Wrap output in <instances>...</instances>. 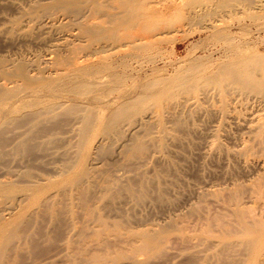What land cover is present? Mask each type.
I'll return each mask as SVG.
<instances>
[{"label":"rangeland","instance_id":"374dc122","mask_svg":"<svg viewBox=\"0 0 264 264\" xmlns=\"http://www.w3.org/2000/svg\"><path fill=\"white\" fill-rule=\"evenodd\" d=\"M60 1L0 0V72L6 71L7 73L9 70L8 75L0 74V81L5 82L6 79H10L17 83L14 82L13 85H18L23 79L17 75L20 71L17 69H24L29 75L34 74L32 75L34 83L28 84L26 80H23L22 82L27 83V86H24L22 82L20 84L25 89L39 87L40 89L37 88L40 90L38 93L42 97L36 101L32 97V102L29 98L30 101L28 100L25 104L35 103L36 108L39 105L43 108L46 103V106L52 104L53 97L50 96V92L53 87L62 82V77H57L60 75L58 70L62 74L61 71L65 68L73 67V65L64 67V60L72 59L74 55L86 57L89 54V58L90 55L92 58L90 60L97 59L96 61L111 64V70L102 72L104 84H115L116 86L114 85L115 90L105 92L101 91L104 89L103 85L97 91L101 96L94 94L98 98L96 101L93 99L85 101L86 99L83 98L79 99L82 101L79 105L96 112H105L104 116L108 115L109 111L124 108L128 118L109 138L104 136L100 126L98 129L96 125H92L95 126L92 129L90 126L91 130L88 129L89 133L86 137L91 144L88 145V152L92 154L90 157L96 159L81 163L82 161L78 158L80 152L76 145L79 134L76 132H79L81 123L77 121V118L75 120V116L74 120L72 118L71 120L72 115H68V108H73L71 102L74 101L70 100V97L67 100L64 95H61L63 98L55 96L54 105L56 106V102L58 109L61 108L60 118L64 115L61 113L66 112L63 109L70 105L66 109L65 116L71 121L67 119V123L65 124L66 120L64 122L65 126L61 125L64 126L63 131L61 129L62 134L56 132L60 131V126L58 130L56 124H49V128L56 127L51 128L52 136L59 133L54 135V141L44 136L41 142L45 141L49 144L36 148L32 153L25 156L8 154L0 159V181L11 185L9 192L0 193V221L16 219V213L20 208L18 204L21 200L19 199L22 198L32 180L39 181L44 189L42 191L40 186L38 190L40 192H37V196L35 195L36 201L34 202L30 197L29 200L20 203L23 206L19 204L21 207L25 206V209H20L28 211L26 216L32 218L31 214L40 206V203L38 204L40 199L42 200L47 195L54 196L52 200L55 201L54 207H56H53V213H43L36 223L38 225L34 224L28 230L31 234H35L38 242L41 241L38 250L42 253L38 257V264H217L220 261L219 255H215L220 249L217 242L224 233L221 220L222 222L224 220L230 223L235 222L233 219L236 216L232 210L236 208V202L231 195L237 189H241L239 195L241 205L251 210L249 215H254L253 217L257 219L259 216L261 217L259 219L264 222L262 220L264 219V208L262 207L264 206V93H258L252 89L244 90L235 83H228L220 89L214 81H209L205 74L224 62H233L234 60H229L230 56L233 59L237 53L235 52L236 55L233 56L235 53L233 50L232 53L230 49L231 46L237 44L236 47L239 44L240 48L245 47L247 51L244 50V52H248L249 56L260 58V60L262 58L264 61V0H256L257 2L252 5L253 8L245 9L246 11L241 8L242 5L233 12L229 10V13L228 8L222 13H219V10L216 13L217 16H214L216 19L213 17L215 23L218 24V30L211 28L213 19L209 17L204 21L184 17V15H190L192 11L189 10L190 7L186 8V3L191 0H165L164 4V0H127L131 2V5L140 1L148 4L151 10L150 21L157 26L153 29L157 28L156 31H158L160 28L158 32L161 36L146 40L144 43L148 41L149 44L143 45V43L142 47L124 46L102 53L95 51L100 46L109 43V37L104 36L106 32L103 30V27L106 29L110 27V23L105 21L108 20L105 13L106 8L104 7L105 10L103 7L98 8L99 10L92 9V0H66L72 6H77V2L81 1L80 6L86 7L82 8V13L87 16L83 23V20L79 19L82 13L65 10L60 6ZM100 1L104 6L110 3L111 6H115L117 3L115 0H96V2ZM200 1L204 5H211L208 0H206L207 4L205 0ZM261 4L263 6H260ZM112 11L120 12L121 8H116V10L114 8ZM187 11L188 14H186ZM84 25L87 27L92 25L91 28L95 30L101 25L102 30L99 29L98 32H102L98 33L94 30L95 33L90 34L92 36L89 34L85 36L82 31ZM221 27L226 30L220 29ZM222 31L232 35L230 42L226 38L228 33L227 36L224 34L225 37L216 35L223 34ZM89 37L95 38L90 39ZM233 42L235 44H230ZM67 56L70 58H66ZM60 59H62L61 62H57ZM194 65L199 68L193 67ZM190 66L192 70L186 68ZM258 68L259 70H256L258 77L261 76L260 79L264 81V72L260 70V67ZM193 69L197 71V74L204 73L205 77L198 74L199 77L202 76V80L205 79L204 82H201V78L195 79L196 74ZM10 73L15 75L14 78H9ZM3 76L7 78L3 79ZM58 78L61 79L60 82ZM191 79L197 81L198 84L195 82L197 84L195 85ZM198 79H200L199 82ZM188 81L196 87L193 84H189L193 87L188 86L186 83ZM35 82L38 83L35 84ZM9 84L6 85L7 88L10 86L13 90L12 95L10 89L7 91L10 93L8 97L14 99L21 90L23 93L24 89L20 84V87L14 86L17 89L21 88L19 92L17 90L18 93L15 92L14 87L12 88L13 85ZM34 84L36 86H33ZM46 86H49L48 89L51 90L48 91ZM57 98L58 101H56ZM43 99L44 101L50 100L49 104L48 102L43 103ZM75 99L78 100V98ZM40 101V104L36 103ZM61 102H65V106ZM97 105L100 107L98 108ZM103 108H105L104 111ZM52 136L50 137L53 138ZM135 136L148 143L147 153L145 151V154H139L135 156L136 158L127 160L124 148L136 139ZM157 139L161 140V145ZM100 141L104 143L102 147L109 150L104 152L102 149L98 151L100 152L98 154L92 146ZM68 159L75 160L74 167L70 171H67ZM81 167L91 172L83 187L86 198L83 195L82 197L85 200L81 199L80 195L82 187L77 188L76 183L67 179L68 174H78ZM145 179H149L151 183L148 180V185ZM142 183L147 185V195L137 202L135 196L133 197L125 190V186L132 184L138 188V185H143ZM259 183L263 191L260 195L257 189ZM61 187L68 189L66 194L59 192ZM30 205L32 206L29 207ZM57 208L61 211L57 213L58 215L54 214ZM32 215H35V212ZM206 230L212 232H210L211 236L207 235ZM236 230L238 232L233 231L232 235H227L226 239L238 241V239L249 237L239 227ZM143 232L160 235L158 237L161 242L163 239L162 252L145 254L144 251L140 253L137 251L135 245L141 244ZM242 248L237 246L234 253L235 258L230 255V260L227 256L226 261L220 263L224 264L229 260L226 264L235 262L237 264L239 260L238 264L240 262L249 264L252 256L250 254L249 256L248 251ZM69 249H73V252ZM29 255H26V258L31 262ZM133 259L137 261L133 262Z\"/></svg>","mask_w":264,"mask_h":264},{"label":"bare ground","instance_id":"6f19581e","mask_svg":"<svg viewBox=\"0 0 264 264\" xmlns=\"http://www.w3.org/2000/svg\"><path fill=\"white\" fill-rule=\"evenodd\" d=\"M82 1V0H81ZM81 1H79V3H81ZM87 1V0H86ZM90 1V0H89ZM98 1V0H97ZM117 1V3L114 5L111 6V3L108 4V5H105L103 3H101L102 1L100 2H96V0H92V9L93 8H96V10H99L103 7V9L105 10L106 8V16H107V19L108 20H105L107 21V23L110 25L109 28L106 29V27H103V30L106 32L104 34V36L107 35V38L109 37V43L107 44H104L102 46H100L99 48H97V50L95 51L96 53H102V52H107L109 50H116V49H120L124 46H143V45H147V43L149 44V40H152V37H157V36H161L160 35V32L156 31V29H153L157 26H154L152 24V21H150V13H151V10L150 8L148 7V4H145L143 1H140V2H135L133 3V5H131L130 1H127V0H115ZM114 1V3H115ZM134 1V0H133ZM132 1V2H133ZM195 1V2H194ZM194 1H189L188 5L186 3V8L190 7L189 10L191 9L192 11L190 12V15L186 16L184 15V17H188L190 18L191 20H198V21H204L205 18L209 17L211 19H213V23H211V28L213 27L214 29L218 30V24L215 23V20H214V16L216 15V13L220 10L219 13H222L224 11V9L227 10L228 8V13L230 12L229 10H231L233 12L234 9H236L238 6L242 5V9H246V10H249L251 8H253V4L256 3L257 1L256 0H208V2H210L211 5H204L202 4L203 2L200 1V0H194ZM259 1V0H258ZM113 2V1H111ZM165 0L163 1V4H164ZM176 2V1H175ZM199 2V3H198ZM77 2V6L75 5H71L70 2L66 1V0H61L60 1V6L63 7L65 10H71L73 11L74 13H82L83 9L84 8L83 6H80ZM168 3V2H167ZM173 3V2H171ZM205 3L207 4L206 0H205ZM260 3V2H259ZM263 3V2H262ZM130 4V5H128ZM138 4V5H137ZM117 5V6H116ZM264 5V4H263ZM262 4L260 6H263ZM50 6V4L48 5ZM88 7V6H87ZM105 7V8H104ZM113 7V8H112ZM245 7V8H243ZM86 8V7H85ZM99 8V9H98ZM116 10V8H121V11L118 12V11H112V9ZM257 8V6H256ZM27 9V8H26ZM88 9V8H87ZM178 9V8H177ZM222 9V10H221ZM241 9V10H242ZM255 9V8H254ZM118 10V9H117ZM180 10V8H179ZM188 10V9H187ZM237 10V9H236ZM245 10V11H246ZM184 11V10H183ZM30 12V11H29ZM46 12V11H45ZM49 12V11H48ZM86 12V11H85ZM226 12V11H225ZM243 12V11H242ZM252 12V11H251ZM255 12V11H254ZM189 12L187 11L186 14H188ZM218 13V14H219ZM239 13V12H238ZM50 14V13H49ZM228 15V14H227ZM262 15V14H261ZM48 16V15H47ZM83 16H85L83 13L80 15L79 19L83 20V23H84V19L87 18V16H85L83 18ZM217 16V15H216ZM251 16V15H250ZM256 16V15H255ZM214 17V18H213ZM244 17V16H243ZM78 18V17H77ZM90 18V17H89ZM252 18V17H251ZM44 19V18H43ZM78 19V21H79ZM216 19V18H215ZM48 20V19H47ZM54 20V18H53ZM100 20V19H99ZM220 20V19H219ZM218 20V22H219ZM244 20V19H243ZM264 20V19H263ZM61 21V20H60ZM90 21V20H89ZM189 21V20H188ZM208 21V20H207ZM256 21V20H255ZM81 22V21H80ZM212 22V21H211ZM217 22V21H216ZM223 22V21H222ZM82 23V22H81ZM86 23V22H85ZM44 24V23H43ZM91 24V23H90ZM187 24V23H186ZM54 25V24H53ZM94 26V25H93ZM98 27V25H96ZM100 26H99V29H100ZM92 27V25H91ZM89 25L88 27L86 25L83 26V33L85 34V36H87V34H89V36H92L90 34H93L92 32L95 33L98 32L99 29L95 30L93 28H91ZM95 27V26H94ZM220 27V26H219ZM138 28V30H137ZM210 28V29H211ZM220 29H224V28H220ZM95 30V31H94ZM102 30V28L100 29ZM226 30V28L224 29ZM81 31V32H82ZM137 31V32H136ZM228 31V30H227ZM27 32V31H26ZM79 32V33H81ZM102 32V31H100ZM98 32V33H100ZM163 32V31H162ZM218 32V31H217ZM223 34H216L217 36L219 35H224L226 34V36L230 33L228 32H224L222 31ZM97 33V34H98ZM143 33V34H142ZM220 33V32H219ZM228 33V34H227ZM102 34V33H101ZM189 35V34H188ZM215 35V37H216ZM226 38V40H228V42H230V37L232 35H230ZM94 36V35H93ZM103 36V37H104ZM81 37V36H80ZM79 37V38H80ZM96 37V36H95ZM93 37V38H95ZM220 37V36H219ZM225 37V35H224ZM77 38V37H76ZM86 38V37H85ZM90 39L92 37H89ZM92 38V39H93ZM159 38V37H158ZM105 39V38H104ZM157 39V38H156ZM155 39V40H156ZM147 43H144L146 42ZM223 40V39H222ZM233 40V38H232ZM92 41V40H91ZM96 42V40H95ZM72 43V42H71ZM76 43V42H75ZM90 43V42H89ZM99 43V42H97ZM144 43V44H143ZM143 44V45H141ZM230 44H235L234 42L233 43H230ZM61 45V44H60ZM88 45V44H87ZM238 45V44H237ZM236 45V46H237ZM231 46V45H230ZM236 46H231V49L230 51L233 53L236 52V53L233 55L236 57L232 59V56H230V59L231 61L233 62H230V63H223V64H220L218 65L215 69H211L209 68L210 71H208L207 74H205L206 78L209 79V81H214V83H216L215 85L216 86H219V88L221 89L222 87L226 86L228 83H235L238 85L239 88H242L244 90L248 89H252L253 91L256 90L258 93H264V81H262V79H260V77H258V72H256V70H259L258 67H260V70H262L264 72V61H261L260 58H255L253 56H249L248 52L247 55L246 53L244 52L247 51L244 47L243 49L240 48V44L238 47ZM77 47V46H76ZM79 47V45H78ZM92 47V46H91ZM249 46H247L248 48ZM57 48V47H56ZM89 48V47H88ZM233 48V49H232ZM129 49V48H128ZM235 49V50H234ZM79 50V49H78ZM233 50V51H232ZM114 52V51H112ZM53 53V52H52ZM250 53V52H249ZM73 54V52H72ZM106 54V53H105ZM117 54V53H116ZM74 55V54H73ZM89 55V54H88ZM86 55V57L83 55L82 56H73L72 59L70 57H66V58H70V59H67V60H64V67L67 65H70L73 67L71 69L69 68H65L64 71H61L63 72L62 74L59 72L58 70V73L60 75H58L57 77L61 78L62 77V82L59 84V85H55L56 87H53L52 91L50 92V96L51 97H62L61 95H64L65 97H67V100L68 98L70 97L72 101L74 102H71L72 103V107L73 108H68L66 107V109L68 108V115H72L70 116V119L75 116V120L76 118L78 119L77 121H80L81 123V127L79 128V132H76V134H78V142L76 145L77 146V149L80 153H78L79 155V160H81L80 162L81 163H84V162H88L89 159L92 161L93 159H96V158H92L90 157V154L88 152V145L90 146L91 144L88 142L87 138L88 137V129L91 130L92 127H95V126H92V125H96L97 129L100 128L102 129V131L104 132V136L106 138H109L111 137L112 134L115 133V131L118 129L119 126H121V124L123 123V121L125 119L128 118L127 114H126V110L124 108H118V109H115L113 111H109L110 113L106 116H104L103 113L101 112H96V111H93V110H89V108H86L84 106H81L79 105L80 101L79 99H83L85 98L87 100H95L98 99L97 96H101L100 94H98L99 91L102 86L104 87V89H101V91H105V92H109L110 90H115L114 89V85H110L108 88H107V84H104V76L102 75V72L104 71H108V70H111L112 66L110 63H107V62H101V61H96L95 59L94 60H90L92 59L91 58V55H90V58L89 56ZM93 55V54H92ZM94 55H96L94 53ZM256 55V54H255ZM72 56V55H71ZM103 56V55H102ZM101 56V57H102ZM259 56V55H258ZM53 57V55H52ZM96 57V56H95ZM99 57V56H98ZM228 57V56H227ZM260 57V56H259ZM94 58V57H93ZM106 58V57H105ZM110 58V56H109ZM237 58V59H236ZM55 59H57L55 57ZM236 59V60H235ZM58 60V59H57ZM62 59H60L59 61L57 62H61ZM106 60V59H104ZM228 60V61H229ZM52 61V60H51ZM56 61V60H55ZM54 61V63H55ZM61 64V63H59ZM49 65V64H48ZM52 65V64H51ZM196 65V64H195ZM193 66V67H196V66ZM44 66V65H43ZM20 68H22L21 66H19ZM24 67V66H23ZM56 67V66H55ZM40 68V67H39ZM48 68V66H47ZM51 68V67H50ZM63 68V67H62ZM186 68H191L190 70H192V67H186ZM185 68V69H186ZM196 68H199V67H196ZM42 70V68H40ZM39 69V70H40ZM188 69V72H190ZM6 70V69H5ZM17 70L19 71L17 73ZM16 71H14V73L22 78L20 79H23V80H26L28 84H31V83H34L33 82V78L32 75H29L28 73H26V70L24 69H17ZM34 70V69H33ZM187 70V69H186ZM194 72H195V69H193ZM9 71V70H8ZM6 73V71L4 72H0V74L2 75V73H6L8 75V72ZM12 72V71H11ZM41 72V71H40ZM43 72H44V69H43ZM187 72V71H186ZM185 72V73H186ZM187 72V73H188ZM193 72V71H192ZM191 72V73H192ZM35 73V72H34ZM55 73V72H54ZM184 73V74H185ZM200 73V72H199ZM198 73V74H199ZM4 74V76L6 75ZM196 74V75H195ZM195 79L196 78H201V82L205 81L202 80V76H204L202 73V76L199 77V75L197 74V71L195 72ZM6 75V76H7ZM12 75V76H11ZM41 75V73H40ZM43 75V74H42ZM53 75V74H52ZM51 75V76H52ZM107 75V74H106ZM193 76V73L191 74ZM2 77L3 79L5 77ZM15 76L13 73H10L9 75V78ZM61 76V77H60ZM186 76H190L189 74H186ZM204 76V77H205ZM17 77V76H16ZM56 77V78H57ZM203 77V78H204ZM1 78V79H2ZM7 78V77H6ZM5 78V79H6ZM14 78V77H13ZM12 78V79H13ZM57 79L59 82L61 81V79ZM117 78V77H116ZM51 79V78H50ZM123 79V78H122ZM187 79V77H186ZM207 79V80H208ZM17 80V78H16ZM19 80V79H18ZM21 80L20 83L23 81ZM116 80V79H115ZM185 80V79H184ZM192 80V79H191ZM197 80V79H196ZM200 79H198V82H199ZM4 81V80H3ZM6 81H9L8 83H6ZM5 82H1L0 84V159L4 158L6 155L8 154H11V155H22V156H25L27 155L28 153H32L33 151L36 150V148L38 147H43L44 145L46 144H49L48 142H41L42 138L45 136L47 138H50L51 140L53 139L54 141V135L56 136V132H59L60 135L62 134L61 132L63 131V127L65 126L64 125V122L65 124L67 123V119L70 120L69 118H67V116H65L67 113V110L66 109H63V111L65 113H61V115L65 116V117H61L60 118V112H61V108L58 109L59 107H57V103L55 102L56 106L54 105V100L52 98V104L50 103L49 104V101H44L43 99V103H46L48 102L49 105L46 106L45 104V107L43 108H40L39 105L37 108L35 107V103H32V104H25L29 98L31 99L30 102H32V97L35 98L34 101L36 100H40V94L38 93V89H40L39 87H26L28 89H25V88H22V84L24 86H27L25 82H22V84L18 83V85H16L17 83L13 80H10V79H6ZM122 81V80H121ZM14 82L16 83L15 85L16 86H19V84L21 85V88L24 89V90H28V91H25L23 90V93H21L20 91V94L18 93L19 90L21 89H17L15 88L13 85ZM53 82V81H52ZM110 82V81H108ZM117 82V80H116ZM191 82V81H190ZM192 82H195L197 83V81H194L192 80ZM188 83L187 85L190 86L189 84H193V83ZM6 83V84H5ZM9 83H13L11 86L12 88L14 87L15 88V92H17L18 90V95L16 96V98H12V97H8L7 95L10 94L12 92L13 89H11V87L9 86L7 88V84L10 85ZM25 83V84H24ZM38 83V82H37ZM35 82V84H37ZM115 83V82H113ZM185 83V84H186ZM33 85V86H36V85ZM53 84V83H52ZM183 84V83H182ZM183 84V85H185ZM193 84V85H194ZM198 84V83H197ZM195 84V85H197ZM107 85V86H106ZM119 85V84H118ZM193 85H191L190 87H193ZM194 85V86H195ZM214 85V86H215ZM23 86V87H24ZM32 86V85H30ZM52 86V85H51ZM106 86V87H105ZM113 86V87H112ZM116 86V85H115ZM4 87V88H3ZM8 89H6V88ZM20 87V86H19ZM101 87V88H100ZM189 87V89H190ZM196 87V86H195ZM230 87V86H229ZM38 88V89H37ZM44 88V87H43ZM49 86H46V89L48 91H50L49 89ZM100 88V89H99ZM106 88V89H105ZM116 88V87H115ZM118 88V86H117ZM116 88V89H117ZM234 88V87H233ZM6 89V90H5ZM11 91H10V90ZM184 89V88H183ZM196 89V88H195ZM42 90V89H41ZM235 90V89H234ZM7 91H10V93H8ZM119 91V89H118ZM185 91V89H184ZM42 92V91H41ZM44 92V90H43ZM95 92V93H94ZM243 92H246V91H243ZM17 93H13L14 95L17 94ZM92 93V95H91ZM101 93V92H100ZM103 93V92H102ZM111 93V92H110ZM252 93V92H251ZM94 94H98L97 96L94 95ZM171 93H169L170 95ZM226 94V93H225ZM248 94V93H247ZM12 95V93H11ZM168 95V96H169ZM86 96V97H85ZM171 96V95H170ZM169 96V97H170ZM226 96V95H225ZM96 97V98H95ZM168 97V98H169ZM38 98V99H37ZM45 98V97H44ZM46 98L50 99L49 97L46 96ZM63 98V97H62ZM75 98H78L75 99ZM90 98V99H89ZM102 99V98H101ZM100 99V100H101ZM104 99V98H103ZM56 100V99H55ZM237 100V99H236ZM58 101V98L57 100ZM62 101V100H61ZM66 101V100H65ZM107 101V100H106ZM24 102V104H23ZM103 103H105V101H102ZM232 102V101H231ZM28 103V102H27ZM36 103H41L40 102H36ZM42 103V104H43ZM23 104V105H22ZM61 104H63L65 106V102H61ZM70 104V103H69ZM84 104V103H83ZM106 104H110V103H106ZM22 105V106H21ZM26 105V107H30V108H24V106ZM61 105V106H63ZM101 105V104H100ZM104 105V104H103ZM91 106V105H90ZM98 106V105H97ZM112 106V105H111ZM115 106V105H114ZM197 106V105H196ZM100 106H98L99 108ZM102 107V105H101ZM105 107V106H104ZM92 108V107H91ZM105 108H103V111H104ZM99 110V109H98ZM108 110V109H107ZM60 111V112H59ZM158 113V111H156ZM58 115V116H57ZM254 115V114H253ZM71 119V120H72ZM262 119V118H261ZM70 120V121H71ZM74 120V119H73ZM262 121V120H261ZM49 124L53 125V124H56L58 126V130H59V126H60V131H56L54 133L53 136H52V131L51 128H53L51 125V128H49ZM264 124V123H263ZM61 125H64V126H61ZM80 126V125H79ZM90 126H91V129H90ZM100 126V127H98ZM62 127V128H61ZM56 128V127H54ZM150 128V127H149ZM148 128V129H149ZM162 128V127H161ZM62 129V131H61ZM147 129V128H146ZM166 130V129H164ZM264 130V129H263ZM77 131V130H76ZM58 133V134H59ZM143 133V132H142ZM57 134V135H58ZM52 136L53 138H51L50 136ZM87 135V136H86ZM135 135V134H134ZM49 136V137H48ZM77 136V135H76ZM133 136V135H132ZM60 137V136H58ZM143 137V136H142ZM148 137V136H147ZM132 138V137H131ZM136 138V139H134ZM133 139V142L127 144L125 146V152H126V156H127V160L128 159H132L134 158L136 155L138 156L139 154H145V151L147 150L148 148V143L146 141H143L142 139L138 138V137H134ZM76 139V138H75ZM50 140V142H51ZM56 140V139H55ZM74 140V139H73ZM87 140V141H86ZM155 140V139H154ZM158 140V139H157ZM52 141V143H53ZM150 141V140H149ZM45 142V143H44ZM88 142V143H87ZM159 144L161 142V140H158ZM92 143V142H91ZM94 143V142H93ZM104 143H102V141H100L98 144H95L92 146V149L96 150L95 152L98 153V151H108L109 149H105V147L103 148L102 146ZM106 144V143H105ZM160 144V145H161ZM51 145V144H50ZM75 145V146H76ZM159 145V146H160ZM48 146V145H47ZM106 146V145H105ZM123 146V145H122ZM158 146V147H159ZM45 148V147H44ZM48 149L50 147H47ZM52 148V147H51ZM90 148V147H89ZM123 148V147H122ZM43 149V148H42ZM38 150V149H37ZM91 150V149H89ZM50 151V150H49ZM52 151V150H51ZM77 151V152H78ZM39 152V151H38ZM41 152V151H40ZM54 152V151H53ZM35 153V152H34ZM33 153V155H34ZM37 153V152H36ZM35 153V154H36ZM96 153V154H97ZM103 153V152H101ZM147 153V151H146ZM95 154V153H94ZM93 154V157H95ZM100 154V152L98 153ZM140 155V156H141ZM39 156V154H38ZM92 156V154H91ZM15 157V156H14ZM69 157V156H68ZM26 158V157H24ZM136 158V157H135ZM42 159V158H41ZM37 160V159H36ZM35 160V161H36ZM77 160V161H79ZM4 161V160H3ZM74 161L75 160H72V159H68V165H67V168L68 170L67 171H70V169H72L74 167ZM98 161V160H97ZM79 162V163H80ZM86 162V163H87ZM1 163V162H0ZM85 163V164H86ZM91 163V162H90ZM3 166V164H2ZM65 166V165H64ZM63 166V168H64ZM81 166V165H80ZM79 166V167H80ZM95 167V166H93ZM4 168V167H3ZM22 168V167H21ZM29 169V168H28ZM80 172H78V174H68L67 175V179L70 180V182H74L76 183V185H78L77 188H80L82 187V191L80 193L81 195V199H84L86 198L85 197V191H84V188L85 187V183H86V180H87V177L89 175V172L88 169L86 168H80ZM3 171V170H2ZM1 171V172H2ZM14 171V170H13ZM22 172V171H21ZM91 173V172H90ZM64 174V173H63ZM20 175V173H19ZM22 175V174H21ZM28 176V174H27ZM18 177V176H17ZM122 177V176H121ZM29 178H30V173H29ZM32 178V176H31ZM143 178V177H142ZM147 178V177H146ZM18 179V178H17ZM27 180V179H26ZM142 180V179H141ZM140 180V182H141ZM147 180V183H148V180L149 179H145ZM150 181V180H149ZM257 182H260V181H257ZM262 182V181H261ZM260 182V183H261ZM151 183V181H150ZM258 184L257 185V189H258V193L260 195V193H262L263 191L262 190V185L261 184ZM51 184V183H50ZM48 184V185H50ZM90 184V182H89ZM134 184V183H133ZM137 184V183H136ZM143 185H138L139 187L137 188L136 185H132V184H129L127 186H125V190H127V192L131 193L133 195V197L135 196V200L137 202H140L141 200H143L144 197H146L147 193H146V183H142ZM263 184V183H262ZM14 185V184H13ZM16 185V183H15ZM14 185V186H15ZM29 185V184H28ZM149 185V183H148ZM42 187V184L40 185L39 184V181L38 182H34L32 180V182L30 183V186H28V189L25 190V193H23L22 195V198L19 199L21 200L19 202V204L21 202H25L26 200H29L30 197L31 199L34 200V202L36 201V197L35 195L37 194L38 190ZM89 186V185H88ZM136 186V188H135ZM30 187V188H29ZM48 187V186H47ZM149 187V186H148ZM11 188V185H9L8 183H5L3 181H0V193H6V192H9ZM16 188V186H15ZM24 188V187H22ZM49 188V187H48ZM53 188V187H52ZM59 188V187H58ZM62 189H60V193L62 194H66V192L68 191L67 188H63L61 187ZM242 188V187H241ZM44 189L43 187L41 188V190ZM51 189V188H50ZM251 189V188H250ZM19 190V189H17ZM23 190V189H22ZM241 190V189H240ZM240 190L237 189L236 192H234L232 195H231V198L236 202L235 205H236V208L233 211V214L236 216L235 219V222L233 221L232 223L230 222H226V220H224L223 218V222L221 220V226H222V231L224 232L221 237H219V241L217 242V244L219 245V251H217L215 253L219 255L220 257V261L217 263V264H221L220 262H225L226 261V258L228 256V259L230 260L229 256L232 255L234 257V253L235 251L238 249H236L237 246H241L244 248V251H248V255L250 254L252 257L250 259V261L248 262L249 264H264V222L261 221L258 217V219L256 217H253V216H250L249 213L251 212V210L245 208V206H242L241 205V202L239 201V195H240ZM253 190V189H252ZM264 190V189H263ZM43 191V190H42ZM41 191V192H42ZM227 191V190H226ZM244 191V189H243ZM23 192V191H22ZM40 192V191H39ZM38 192V193H39ZM71 192V191H69ZM148 192V191H147ZM228 192V191H227ZM251 192V191H250ZM255 192H257L255 190ZM15 193V192H14ZM126 193V191H125ZM128 193V195H129ZM254 193V192H253ZM59 194V193H58ZM57 194V195H58ZM70 194V193H69ZM251 194V193H250ZM263 194V193H262ZM39 195V194H38ZM41 195V193H40ZM54 195V193H53ZM83 195V197H82ZM88 195V194H87ZM132 195H130L132 197ZM255 195V194H254ZM252 195V196H254ZM37 196V195H36ZM230 196V195H229ZM35 197V198H34ZM54 197V196H53ZM52 195H47L46 197H44L42 200L40 199V202H38V204L40 203V206L38 207L37 210L33 211L32 214H34L35 212V215H32L31 214V217L32 218H28L26 215L28 211H24L23 209H20V208H24V207H21L20 205L22 204H18V206L20 207L18 212L16 213V219L14 221H10V219H8L9 221H0V264H38V257L40 256V253H42L40 250H38V248L40 249V247L38 246L39 243L41 241H37L38 238H36L35 234H31V232H28L29 228H31L32 226H34V224H36L38 222V219L40 218L39 216H42L43 213H47L50 212L53 213V209L56 207H54V203L55 201L52 200L53 199ZM57 197V196H55ZM88 197V196H87ZM259 197V196H257ZM264 197V196H263ZM66 198V197H65ZM74 198V196H73ZM230 198V197H229ZM75 199V198H74ZM79 199V198H77ZM18 200V201H19ZM58 200H60L58 198ZM85 200V199H84ZM88 200V199H87ZM228 200V199H227ZM232 200V202H233ZM253 200V199H252ZM8 201V200H7ZM239 201V202H238ZM32 202V201H31ZM57 202V201H56ZM61 202V200L59 201ZM58 202V203H59ZM85 201H83L84 203ZM18 203V202H17ZM30 203V201L28 202ZM27 203V204H28ZM57 204V203H56ZM55 204V205H56ZM60 205V203H59ZM85 205V203L83 204ZM234 205V206H235ZM264 205V204H263ZM23 206V205H22ZM32 205H30L29 207H31ZM63 206V205H61ZM60 206V207H61ZM54 207V208H53ZM59 208V206H57ZM264 208V206H262ZM28 208V206H27ZM57 208V209H58ZM25 209V208H24ZM85 209V208H84ZM262 209V208H261ZM257 210V208H256ZM73 211V210H72ZM231 211V212H232ZM61 212L60 209H58L56 212H54V214H57ZM257 212V211H256ZM93 213V212H92ZM48 214V213H47ZM260 214V213H259ZM258 214V215H259ZM53 215V214H52ZM50 215V216H52ZM58 215V214H57ZM55 215V216H57ZM47 216V215H45ZM84 216V215H83ZM97 216V215H96ZM94 216V217H96ZM220 216V215H219ZM49 217V216H48ZM231 217V216H230ZM2 218V217H1ZM10 218V217H9ZM58 218V216H57ZM71 219V218H70ZM7 220V219H5ZM53 220V218L51 219ZM205 220V219H204ZM262 220H264L262 218ZM101 221V220H100ZM210 221V220H209ZM61 223V222H60ZM38 225V224H36ZM205 226V225H204ZM220 226V225H219ZM55 227V226H54ZM240 228L242 229V232L244 233H247L245 235H249L248 238H241V239H238V241H233L230 240V239H226L228 236L227 235H232V232L234 231H237L236 228ZM34 228V227H33ZM40 228V226L38 227ZM37 228V229H38ZM207 228V227H206ZM235 228V229H234ZM208 229V228H207ZM218 229V228H217ZM32 230V229H31ZM38 230H41V229H38ZM59 230V229H58ZM220 230V229H219ZM218 230V231H219ZM239 230V229H238ZM207 231V230H206ZM217 231V230H216ZM73 232V231H72ZM210 232L211 231H207V235H210ZM238 232V231H237ZM236 232V233H237ZM56 233V232H55ZM212 233V232H211ZM52 234V233H51ZM222 234V232H221ZM215 234H213L214 236ZM218 235V234H217ZM229 235V236H230ZM71 236V235H70ZM141 244L138 246V245H135L137 246V251L140 253L142 251L146 253H150V252H157L159 253L161 250H162V242H163V239H162V242H161V239L159 238L160 235L156 236L152 233H149V232H143L142 235H141ZM211 236V235H210ZM50 237V235H49ZM47 236V238H49ZM162 237V236H161ZM218 237V236H217ZM237 237V236H236ZM242 237V236H241ZM53 238V237H52ZM51 238V239H52ZM45 239V238H44ZM136 239V238H135ZM237 239V238H236ZM66 240V238H65ZM74 240V239H73ZM212 240V239H211ZM140 241V240H139ZM213 241V240H212ZM69 242V241H68ZM99 242V241H98ZM208 242V241H207ZM210 242V241H209ZM76 244V243H75ZM208 244V243H207ZM68 245V244H67ZM66 245V246H67ZM81 245V244H80ZM41 246V244H40ZM65 246V247H66ZM107 246V245H105ZM68 247V246H67ZM70 248V247H69ZM242 248V249H243ZM106 249V248H105ZM136 249V248H135ZM208 249V248H207ZM52 250V249H51ZM70 250V249H69ZM72 252H73V249H71ZM70 250V251H71ZM87 250V249H86ZM213 250V249H212ZM210 250V251H212ZM43 251V249H42ZM132 251V250H131ZM102 252V251H100ZM135 252V251H134ZM143 252V253H144ZM162 252V251H161ZM209 252V251H208ZM30 254V258H31V262L27 260V256L28 254ZM44 253V252H43ZM104 253V252H103ZM138 253V254H139ZM153 254V253H152ZM244 254V253H243ZM53 255V254H52ZM84 255V254H83ZM90 255H92L90 253ZM94 255V254H93ZM151 255V254H150ZM164 255V254H163ZM166 255V254H165ZM249 255V256H250ZM87 256V255H86ZM89 256V255H88ZM100 257V255H98ZM132 256V255H131ZM135 256V255H134ZM213 256V255H212ZM50 257V256H49ZM52 257V256H51ZM104 257V256H103ZM121 257V255H120ZM156 257V256H155ZM164 257V256H163ZM209 257V256H208ZM218 257V258H219ZM232 257V260L235 258ZM54 258V257H53ZM148 258V257H147ZM161 258V257H160ZM172 258V257H171ZM250 258V257H249ZM48 259V257H47ZM82 259V258H81ZM87 259V258H86ZM85 259V260H86ZM92 259V258H90ZM102 259V258H100ZM146 259V258H145ZM227 259V260H228ZM238 259V258H237ZM248 259V257H247ZM134 260V259H133ZM139 260V259H138ZM225 260V261H224ZM229 260L227 262H229ZM51 261V260H50ZM137 259H135L133 262H136ZM207 261V260H206ZM235 261V260H234ZM239 261V260H238ZM238 261H237V264H238ZM87 262V261H86ZM212 262V260H211ZM226 262V263H227ZM232 262V261H231ZM102 263V262H101ZM224 263V264H226ZM236 263V262H235ZM235 263H229V264H235ZM242 262H240L239 264H241ZM246 263V262H245ZM51 264V263H50ZM149 264V263H148Z\"/></svg>","mask_w":264,"mask_h":264}]
</instances>
